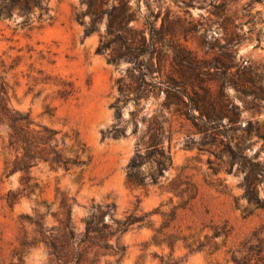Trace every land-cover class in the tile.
<instances>
[{"label": "rangeland", "instance_id": "obj_1", "mask_svg": "<svg viewBox=\"0 0 264 264\" xmlns=\"http://www.w3.org/2000/svg\"><path fill=\"white\" fill-rule=\"evenodd\" d=\"M162 1L165 7L183 16L173 0ZM191 1L192 18L203 25L196 35L188 33L187 41L182 35L180 40L200 56H223L225 38L218 25L221 19L212 13V5L222 0ZM48 7V13L41 19L39 10L35 9L25 26L17 12L10 18H0V75L7 84L10 106L28 111L37 123L58 129L67 153L73 154L80 148L78 142L83 143L85 151L81 154L89 161L69 171L39 163L31 170L37 187L30 195H19L9 204L7 192L22 185L18 172L6 175V163L13 154L6 147V129L0 127V264L49 263L50 256L43 244L22 243L33 236L34 227L27 216L44 213L47 206L56 210L62 191L75 197L72 217L80 229L81 218L92 203L114 202L118 215L135 207L152 212L150 226L134 227L122 236L126 251L120 264H161L160 258L165 259L170 253L179 260L178 264H234L230 250L253 229L264 231V208L248 204L242 196L243 174L236 171L235 165L231 172L226 170V157L220 152L223 145L215 140L203 144L210 141L209 136H204L172 108L161 107L163 93L141 100L137 107L128 101L122 108L120 121L125 126V136L103 137L102 130L116 122L110 104L118 94L116 80L125 76L129 63L120 61L114 65L103 54L95 52L105 20L99 24L98 31L85 35L83 25L76 19L77 12L84 9L80 0H48ZM141 10L145 12L143 0ZM225 14L251 20L243 22L244 37L238 46L232 47L236 49V60L264 62V0L229 1ZM134 24L139 26L140 21ZM227 93L241 107L242 124L249 118L264 120V100L246 110L242 109L243 102L232 87L228 86ZM161 108L168 122L165 124L172 132V165L165 170L159 184L135 186L127 181L125 167L136 149L138 137ZM132 111L138 124L136 133H132ZM102 121L103 125H99ZM252 140L249 154L258 151L263 158L264 138L253 135ZM123 143H131L132 149L126 150ZM164 146H167L166 140ZM175 179L189 180L197 188L196 197L185 208L178 207L181 197L168 190ZM259 194L264 197L261 185ZM161 212L173 213L174 217L163 233L157 234L163 222ZM44 221L47 225L56 222L50 212L45 214ZM214 227L229 229L225 241L224 236L215 237L216 250L204 245L190 253L187 244L195 247L199 242H206ZM171 237L175 238L172 251L167 244ZM113 259V256H102L100 264Z\"/></svg>", "mask_w": 264, "mask_h": 264}, {"label": "trees", "instance_id": "obj_2", "mask_svg": "<svg viewBox=\"0 0 264 264\" xmlns=\"http://www.w3.org/2000/svg\"><path fill=\"white\" fill-rule=\"evenodd\" d=\"M141 1L80 0L84 9L77 12L76 19L83 25L85 35L98 31L99 24L105 20V29L99 33L95 52L103 54L106 61L114 65L120 61L129 63L125 76L116 80L118 94L110 104L116 122L111 128L102 130V136H125L126 129L120 121L122 108L128 101L137 107L141 100L163 93L161 107L172 108L173 112L190 120L204 136H209L210 141L203 144L215 140L223 145L220 152L226 157V170L231 172L235 165L236 171L243 174L240 182L242 196L248 204L264 208V197L259 194V185L264 190V157L260 158L258 151L253 154L248 152L253 135L264 138V120L259 122L249 118L242 124L241 107L227 93L228 86L232 87L243 102L242 109L246 110L253 109L264 100V62L256 63L243 58L236 60V49L232 48L238 46L244 37L243 22L251 20H244L237 14H225L226 4L232 0L213 4L212 13L221 19L218 25L222 27L225 38L222 45L224 54L206 58L180 40L182 35L187 41L188 33L196 35L203 25L192 18L189 8L194 4L191 0H173L179 11H183V16L165 7L162 0H153L156 5L151 0H143L145 12H142ZM35 9L39 10L38 18L41 19L48 13V0H0V18H10L17 12L23 17V26L30 22V15ZM139 21V26L134 24ZM162 108L148 121L126 164L127 181L135 186L145 188L159 184L165 170L172 165V132L165 124L168 122ZM131 114L134 124L132 133H136L138 124L134 111ZM0 127L6 129V147L13 154V158L6 163V175L18 172L22 185L7 192L9 204H13L19 195H30L37 187L31 170L39 163L69 171L74 167H83L89 161L82 157L81 153L85 151L83 143L78 142L80 148L73 154L67 153L58 129L37 123L28 111L10 106L7 84L1 75ZM168 190L181 197L180 208H185L197 195L196 186L189 180L175 179ZM58 200L56 210L47 206L46 212L27 216L34 227L33 236L22 243L43 244L50 256L48 264H100L102 256L114 257L105 264H120L126 251L122 236L134 227L151 225L152 212L135 207L118 215L114 202H98L92 203L88 213L81 218L83 226L80 229L72 217L75 197L62 191ZM48 212L54 217L55 224L45 223ZM161 215L163 222L157 234L163 233L174 217L173 213L161 212ZM229 232V229L214 227L213 233L206 236V242H199L195 247L187 244L189 252L202 249L204 245L216 250L218 244L214 238L224 236L225 241ZM174 240L172 237L167 240L171 251ZM230 251L234 264H264L263 229H253ZM160 261L161 264L179 263L171 253L165 259L161 257Z\"/></svg>", "mask_w": 264, "mask_h": 264}, {"label": "water", "instance_id": "obj_3", "mask_svg": "<svg viewBox=\"0 0 264 264\" xmlns=\"http://www.w3.org/2000/svg\"><path fill=\"white\" fill-rule=\"evenodd\" d=\"M103 123L104 122L102 121V122H99L98 124L99 125H103ZM122 146L128 151H130L132 149V144L131 143H123Z\"/></svg>", "mask_w": 264, "mask_h": 264}]
</instances>
